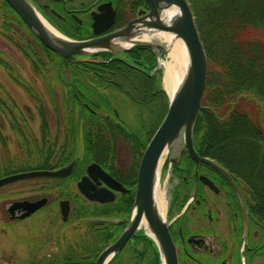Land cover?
Wrapping results in <instances>:
<instances>
[{"label":"trees","instance_id":"1","mask_svg":"<svg viewBox=\"0 0 264 264\" xmlns=\"http://www.w3.org/2000/svg\"><path fill=\"white\" fill-rule=\"evenodd\" d=\"M187 1L208 62L201 108L193 130V146L198 155L214 160L238 177L240 182H245L252 195L258 194V205L254 204L252 209L258 218V232L263 234L260 237L262 244L258 245V256L264 258V0ZM5 6L20 21L23 31L20 38L27 35L25 48L21 40L14 44L29 61L31 73L40 80L41 87L38 89L32 83H19L14 76L12 79L23 89L29 101L39 106L37 114L42 131L46 128L44 100L52 106L59 132L56 134L63 137L60 143L57 136L54 140L53 168L62 167L72 160L77 163L79 159L67 178L48 180L54 182L56 188L59 186L61 196L69 198L73 205L68 220L59 227L64 233L60 239L57 238L60 246L58 253L36 258L37 253L33 251V256L22 264H94L98 252L115 240L112 231L115 226L114 223L90 220L104 214L96 204L86 202L75 194L71 184L79 179L90 162H97L103 167L111 165L116 138H127V131L129 134L139 131V125L131 128L124 123L121 124L123 132L117 134L115 117L112 113L103 116L100 109L110 102L106 94L107 82L114 83L107 87L110 96L113 90L127 87L124 71H133L135 77L139 73V83L146 87L144 95L135 94L129 98H140L145 109L153 105L154 86L145 80L149 77L132 67L136 62L130 55L135 51L151 50L135 46L119 56L99 53L103 59L109 60V66L87 61L72 62L47 49L7 3ZM60 31L73 39H85L70 31ZM154 64L152 62L150 68ZM65 70L68 77H65ZM160 74L158 71L157 82ZM157 94L165 100L164 115L168 98L162 89L157 90ZM2 103L0 100V105ZM156 126L157 123L141 144L134 139V143L130 144L132 148L136 151L144 149ZM47 154V150H39L40 157L47 158ZM41 161L39 158V163ZM138 162L139 158L132 161L134 169ZM30 169L34 167L6 163L0 169V177ZM147 240L150 249L146 264H160L155 244L149 238ZM32 243L34 247L39 244L35 238ZM117 256L108 264H114Z\"/></svg>","mask_w":264,"mask_h":264},{"label":"flooded vegetation","instance_id":"2","mask_svg":"<svg viewBox=\"0 0 264 264\" xmlns=\"http://www.w3.org/2000/svg\"><path fill=\"white\" fill-rule=\"evenodd\" d=\"M30 2L59 30L70 31L72 34L77 36L82 35L85 38L96 36L92 26L93 14L102 13V9L100 8L109 9L113 12V20L106 32L118 29L131 19L142 16L148 11V5L145 0H30ZM5 4V0H0V17L3 19L0 26V34L2 36H0L5 38L8 36L11 40L13 36L20 38L23 33L20 21L8 11ZM130 55L136 62L132 67L149 77L145 78V80L154 86V91L152 92L155 94L153 108L150 109V106H148L145 109L140 98L136 100L129 98L130 95L136 94L140 96L145 93L146 87H142V84L139 83L141 79L139 73L136 74L139 77H135L133 71H124L123 75L126 76L125 83L127 87L121 90H113L111 96L110 90L107 87L108 85L113 86L112 84L114 83L113 81L107 82L105 85L106 94L109 96L110 102L100 109L102 115L109 116L112 113L111 115L115 117L116 121L114 122V126L117 128V134L123 132L121 124L124 123H126L127 127L131 128L132 126L139 125L138 128L140 129L137 133L132 131V134H129V131H127V138H116V149L111 165L103 167L95 162L114 180L119 182L125 190L111 189L110 186L99 179L100 183L98 187L109 189L114 198L112 201L102 203L88 201L78 192L76 184L86 174V167L91 162L85 166L79 179L72 183H75V194L82 197L86 202L94 203L99 207L101 213L104 214L100 215L99 218L119 219L123 221L121 224L114 223L115 227L112 231L115 240L119 237L132 216L138 165L134 169L131 164L135 158H139L140 161L144 150L140 149L136 151L130 144L134 143V139H137L141 144V141L146 139L151 128L157 123V126L150 135L151 138L164 117L163 105L165 100L160 94L156 95V91L162 89V84L161 74L158 82L156 78L158 71L155 70V54L149 50H140ZM108 61L105 60V65ZM152 62L155 64L150 68ZM136 78L138 79L136 80ZM125 102L129 103L131 107L130 111L125 109ZM31 105L34 107V114L39 118L37 114V108L39 106ZM2 107L10 109L16 106L6 107L4 104H1L0 108ZM51 107L50 105H43V108L46 110V128L44 131H42L40 119H38L39 126L36 132L29 129L28 124L35 119V115L31 114L28 106L22 107L28 117L19 113L18 110V116L20 118L11 119L10 121L9 127L17 134L18 140L21 143H17L18 148H21V153L26 157L23 160L20 159L21 161L19 160L20 165L34 167V169L30 170L57 169L53 168V145L57 136L56 132H59L55 125ZM57 139L59 141L58 143L61 140L63 141V137L61 136H57ZM0 142L1 145L5 146L2 135L0 136ZM27 144H30V146H27ZM120 144H124L127 147L130 156V163L122 167L117 165ZM40 149L41 152L47 150V158H44L45 156L40 157ZM39 158L42 160L41 163H39ZM13 160L8 158L6 162L8 164H19V161L15 163V159ZM44 160L46 161L44 162ZM78 163L79 159L76 166ZM168 169L170 171L168 178H172L177 182L174 184L169 196L167 195V198H165L164 195L166 204L164 218L168 224L169 234L176 249L178 264H258V260L264 259L258 256V245L261 246L262 244L260 237L263 234L258 232V218L252 209L254 204L258 205L257 193L252 195L249 186L245 182H240L239 178L235 177L232 172L223 168L236 183L246 205L248 225L247 231L244 232V219L236 192L220 173L204 163H200L196 167L188 154H185L183 161L179 160L177 165H171L169 167L165 164L161 172L164 173ZM162 173H160V176ZM202 178L210 181L212 187L204 183ZM57 188L59 189V186ZM42 197L46 198V203L30 216L42 211L50 199L45 195H41L32 200L27 199L37 201ZM254 197L257 200H254L255 202L253 201ZM59 199L56 201V204L58 215L60 220H62L60 201L68 200L70 211L73 205L69 198L61 197ZM21 213L22 210H16L14 212V219L11 220L18 219L17 217ZM99 222L102 223V221ZM144 236L143 231L139 230L136 234L129 237L117 256L116 260L121 257L119 264H125V260L131 261L129 262L131 264L147 263L150 243L147 237L145 238Z\"/></svg>","mask_w":264,"mask_h":264},{"label":"water","instance_id":"3","mask_svg":"<svg viewBox=\"0 0 264 264\" xmlns=\"http://www.w3.org/2000/svg\"><path fill=\"white\" fill-rule=\"evenodd\" d=\"M5 1L47 49L72 62L103 63L104 60L99 56L101 52L119 56L120 53L135 46H144L156 54L157 65L155 70L159 69L163 74L160 59L161 54H167V48L152 41L142 40V36L152 38L156 33L164 32L171 34L173 38L181 39L184 44L187 56L184 73L171 95L164 89L168 96L166 114L147 143L138 165L132 216L119 237L99 252L94 264H108L120 252L129 237L139 230L143 231L155 244L160 257V264H178L177 253L169 234L168 224L160 215L155 200V189L159 182L160 169L163 164L161 159L164 162L165 156L170 163L177 165L187 152L196 167L200 163H204L226 178L240 202L244 219V232L247 231L246 205L236 183L214 161L199 156L193 146V130L201 108L208 62L195 17L187 0H145L148 5L146 13L109 32L106 31L113 20V12L109 9L100 8L102 13L93 14L92 26L96 36L79 40L65 36L56 28L58 34L50 32L40 18L42 15L30 0ZM170 7H175L177 12L172 17L165 19L163 12ZM75 165L76 160H72L66 166L54 170H33L6 175L0 178V188L29 179H63L71 174ZM99 179L111 189L125 190L97 163L92 162L86 167V174L76 184L78 191L89 201L101 203L112 201L114 196L111 191L98 187ZM202 180L212 187L211 182L206 178H202ZM45 203L46 198L37 201H14L7 211L13 218L15 210H22L23 213L19 217L24 218ZM68 213V200H61L60 214L63 221L67 219ZM90 220L117 224L123 222L119 219L107 218Z\"/></svg>","mask_w":264,"mask_h":264},{"label":"rangeland","instance_id":"4","mask_svg":"<svg viewBox=\"0 0 264 264\" xmlns=\"http://www.w3.org/2000/svg\"><path fill=\"white\" fill-rule=\"evenodd\" d=\"M8 14V12H6ZM8 16V15H7ZM0 17V26L2 23ZM1 35V34H0ZM2 36V35H1ZM0 36V100L6 107L15 105L16 107L0 108V136H3L5 146L0 142V169L7 163L6 160L15 159V163L20 159H25V155L21 153V148H18L19 138L17 134L10 129L11 119L20 118L19 113L25 114L23 106H28L31 114L35 115V119L28 124L29 129L36 132L39 126L38 117L35 113L32 103L29 101L23 89L12 79L14 76L19 83H32L38 89L41 87L39 79L33 77L30 69V63L14 42H20L22 47H26V34L23 39L13 36L11 40L8 36ZM17 37V38H16ZM16 38V40H15ZM10 39V40H9ZM166 59V53H163L160 61ZM7 65V67H6ZM65 77L68 74L65 70ZM45 105H49L44 100ZM122 103V102H120ZM128 102H125V109L130 111ZM153 106H150V109ZM148 111V110H146ZM127 114V112H125ZM51 119V118H50ZM18 143V144H17ZM17 145V147H16ZM119 157L117 165L119 167L126 166L130 163L128 149L124 144L119 145ZM165 156L164 159H166ZM20 160V161H21ZM14 161V160H13ZM20 161L18 162L20 164ZM6 162V163H5ZM17 165V164H15ZM162 173V172H161ZM169 169L164 171L160 176L159 186L164 190L165 198L174 187L176 180L169 177ZM73 192L75 191V183L71 184ZM61 189L55 187L54 182H49L46 179H31L15 182L0 188V264H22V262L30 259L33 256V251L37 253L36 258L52 256L58 253L60 246L57 243V238L60 239L63 230H59L62 225L58 215L57 200L61 198ZM41 195L48 196L50 201L40 211L29 218L23 220H11L7 214L9 204L14 200L20 199H35ZM73 226V225H72ZM37 239L39 244H31L33 239ZM260 246V245H259ZM120 259L116 260L119 264ZM114 262V263H115ZM125 264H131L128 260ZM133 264V263H132ZM258 264H264V259L258 260Z\"/></svg>","mask_w":264,"mask_h":264},{"label":"bare ground","instance_id":"5","mask_svg":"<svg viewBox=\"0 0 264 264\" xmlns=\"http://www.w3.org/2000/svg\"><path fill=\"white\" fill-rule=\"evenodd\" d=\"M176 12L177 9L175 7H170L163 12L164 18H170ZM40 18L50 32L58 34L56 29L52 27L44 18ZM141 39L152 41L167 48L166 59L160 62V66L163 68V86L165 90L171 95L172 91L184 73L187 62V56L183 42L181 39L173 38L171 34L164 32L156 33L152 36V38H149L148 36H142ZM161 163H163V159H161ZM155 200L160 215L164 216L166 206L164 190L161 186H159V184L156 185Z\"/></svg>","mask_w":264,"mask_h":264}]
</instances>
